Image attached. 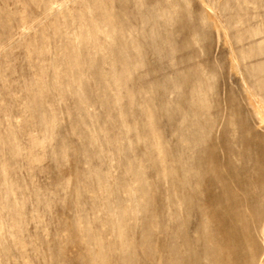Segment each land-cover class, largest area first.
<instances>
[{
	"label": "rangeland",
	"instance_id": "1",
	"mask_svg": "<svg viewBox=\"0 0 264 264\" xmlns=\"http://www.w3.org/2000/svg\"><path fill=\"white\" fill-rule=\"evenodd\" d=\"M0 264H264V0H0Z\"/></svg>",
	"mask_w": 264,
	"mask_h": 264
},
{
	"label": "bare ground",
	"instance_id": "2",
	"mask_svg": "<svg viewBox=\"0 0 264 264\" xmlns=\"http://www.w3.org/2000/svg\"><path fill=\"white\" fill-rule=\"evenodd\" d=\"M116 166V165H115Z\"/></svg>",
	"mask_w": 264,
	"mask_h": 264
}]
</instances>
